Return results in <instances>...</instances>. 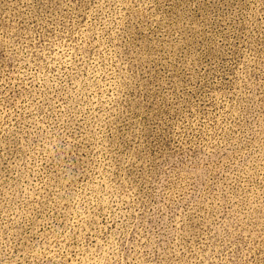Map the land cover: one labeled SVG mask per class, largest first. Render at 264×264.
<instances>
[{"label":"rangeland","instance_id":"rangeland-1","mask_svg":"<svg viewBox=\"0 0 264 264\" xmlns=\"http://www.w3.org/2000/svg\"><path fill=\"white\" fill-rule=\"evenodd\" d=\"M0 264H264V0H0Z\"/></svg>","mask_w":264,"mask_h":264}]
</instances>
